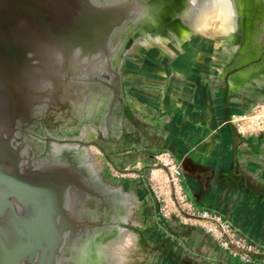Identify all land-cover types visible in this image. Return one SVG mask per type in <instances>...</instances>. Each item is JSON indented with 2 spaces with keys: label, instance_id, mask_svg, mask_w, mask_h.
Returning <instances> with one entry per match:
<instances>
[{
  "label": "water",
  "instance_id": "water-1",
  "mask_svg": "<svg viewBox=\"0 0 264 264\" xmlns=\"http://www.w3.org/2000/svg\"><path fill=\"white\" fill-rule=\"evenodd\" d=\"M131 2L0 0V210L6 194L23 205L36 202L37 214L22 217L8 207L5 223L0 215V237H6L5 246L0 241V264L57 263L56 219L45 215L59 203L51 190L81 182L77 162L90 156L92 145H83L66 159L65 153L78 145L52 144L53 153L35 161L22 156L24 140L15 134L23 125L21 119L30 122L42 107L47 116L63 118L58 107L65 104L67 115L73 116L91 93L100 90L99 80L92 76L112 69L110 39L130 18ZM112 75L111 81H102L101 91H112L113 105L121 114L120 78L114 70ZM61 149L64 154L59 156ZM33 162L38 170L29 167ZM34 180L47 183L36 185ZM62 222L72 227L74 219Z\"/></svg>",
  "mask_w": 264,
  "mask_h": 264
},
{
  "label": "flooded vegetation",
  "instance_id": "flooded-vegetation-1",
  "mask_svg": "<svg viewBox=\"0 0 264 264\" xmlns=\"http://www.w3.org/2000/svg\"><path fill=\"white\" fill-rule=\"evenodd\" d=\"M131 1L130 18L125 21L122 29L114 31L110 39L114 45L110 59L112 69L105 70L103 75L106 78L102 74L92 76L99 80L100 90L91 93L83 102L80 111L76 112L78 109H75L76 114L73 116L67 115L68 110L65 104H62L58 109L64 114L63 118L47 116L42 107V110L32 115L30 122L27 118L21 119L23 125L18 127L15 135L24 140L22 156L26 159L38 161L48 157L53 153L52 144L78 145L76 149L65 153L66 159H71L83 145L102 148V143L105 142L101 137L100 128L103 125L108 126L106 122L108 115H117L112 91L110 92L108 87H105L107 90L105 93L101 91L104 87L102 81L112 80V70L119 74L122 101L118 105L122 108L120 115L124 118L127 117V111L123 106V86H128L124 77L125 72L134 67L157 71L156 69L164 70L173 65L178 66L181 57L179 55L182 54L186 60L184 65L208 74L214 86H264V0H231L233 18L228 32L213 35L212 41L218 40L221 42L220 45L218 48L212 47L208 52H203L200 60H197L198 47L193 50V45L197 44L199 38L210 41L209 36L191 31L181 36L179 44L173 42L172 36L182 32L184 23L193 18L203 0ZM185 41H190V47H185L184 52L180 53L181 48L177 45ZM164 46L175 52L171 53L168 62L164 51L167 48L161 49ZM262 94L264 88L255 89L250 100L254 101ZM103 113L108 115L105 117ZM90 123L98 125L92 129L87 126ZM92 133H95L94 137H91ZM57 154L60 156L64 152L61 149ZM81 158L78 159L77 165L84 178L81 182L76 180L73 187L51 190L59 203L55 209L45 214L56 219L55 241L60 255L56 264H80L83 258L89 260L88 264H94L90 260L91 247L124 231L132 233L140 248L145 250L143 245L146 240L145 232L136 228L130 220L131 197L99 172L91 162L90 156L84 161ZM29 167L32 170L39 169L34 162ZM20 171L22 172V169ZM34 183L45 184L47 180H34ZM4 196L0 210L4 223L8 207L18 216L37 215L33 211L36 202L23 205L15 199L8 200L6 194ZM69 217L74 219L72 227L68 222H62V218ZM2 229L1 232L5 233V227ZM0 241L2 246L6 245L5 235H1Z\"/></svg>",
  "mask_w": 264,
  "mask_h": 264
},
{
  "label": "crops",
  "instance_id": "crops-1",
  "mask_svg": "<svg viewBox=\"0 0 264 264\" xmlns=\"http://www.w3.org/2000/svg\"><path fill=\"white\" fill-rule=\"evenodd\" d=\"M166 50L168 62L172 54ZM178 63L164 70L134 67L125 72L123 106L129 116L103 113L108 115V126L100 128L105 154L118 167L136 158L147 166L155 152L170 151L195 207L222 217L239 235L264 246V133L243 136L230 122L232 115L247 113L264 98L250 100L264 86H214L208 74L184 65V54ZM167 233L171 239L161 264H244L197 229L181 232L191 251L175 242L178 232Z\"/></svg>",
  "mask_w": 264,
  "mask_h": 264
},
{
  "label": "rangeland",
  "instance_id": "rangeland-1",
  "mask_svg": "<svg viewBox=\"0 0 264 264\" xmlns=\"http://www.w3.org/2000/svg\"><path fill=\"white\" fill-rule=\"evenodd\" d=\"M209 37L211 38L210 41H203L199 38L197 44L193 45V50L198 47L199 56L203 52H208L212 47L218 48L220 45V41H212L213 36ZM165 47L169 55L172 52L175 53L168 46L161 49L163 50ZM177 47L181 48L180 53H183L185 47H190V41L182 42ZM94 136L95 133H92L91 137ZM103 145L106 144L102 143ZM90 150V160L97 170L108 177L114 185L119 183L124 185L123 190L128 192L132 201L129 209L132 212L130 220L136 228L145 232L146 240L143 242L145 250L140 248L141 246L138 245L135 238L133 247L128 252V260H130L128 264H161L159 262L162 261L163 250L169 245L168 241L171 239L167 232L171 230L179 233L175 242L189 251H191L189 246L182 241L181 232L184 233L185 229H197L203 232L219 247L217 243L219 237L207 231V227L211 225V220L201 217L204 212L211 213L207 210L196 209L194 206H188L185 200L181 201L179 198L175 200V191L166 181L167 170H161L159 165H154L156 152L147 166H141L136 158L118 167L105 154L107 149L92 146ZM182 192V197L185 198L187 194L183 184ZM193 214L198 215V217L193 216Z\"/></svg>",
  "mask_w": 264,
  "mask_h": 264
},
{
  "label": "built area",
  "instance_id": "built-area-1",
  "mask_svg": "<svg viewBox=\"0 0 264 264\" xmlns=\"http://www.w3.org/2000/svg\"><path fill=\"white\" fill-rule=\"evenodd\" d=\"M235 118H242L243 120L235 122ZM230 122L237 132L243 136H256L264 133V98L256 101L247 113L232 115ZM154 163L155 166L159 165L161 170H167L166 181L175 191V200L178 198L181 201L185 200L188 206L196 208L191 200L188 201L187 196L182 197V169L174 155L166 150L157 151L154 154ZM210 213L212 215L204 212L201 217L211 220V225L207 227V231L219 237L217 243L222 250L244 264H255L256 262L264 264V246L248 241L239 235L228 221L212 212Z\"/></svg>",
  "mask_w": 264,
  "mask_h": 264
},
{
  "label": "bare ground",
  "instance_id": "bare-ground-1",
  "mask_svg": "<svg viewBox=\"0 0 264 264\" xmlns=\"http://www.w3.org/2000/svg\"><path fill=\"white\" fill-rule=\"evenodd\" d=\"M232 14L231 0H203L197 13L184 23L182 32L173 35L172 40L179 44L181 36L187 35L191 31L209 36L227 33L233 18ZM234 120L240 122L243 119L235 118ZM97 125V123H90L87 126L95 129ZM134 240L135 236L125 231L105 238L91 247L90 260L94 264H128L130 262L128 252L133 247ZM88 262L87 258H83L80 264H88Z\"/></svg>",
  "mask_w": 264,
  "mask_h": 264
},
{
  "label": "trees",
  "instance_id": "trees-1",
  "mask_svg": "<svg viewBox=\"0 0 264 264\" xmlns=\"http://www.w3.org/2000/svg\"><path fill=\"white\" fill-rule=\"evenodd\" d=\"M127 115L129 116V113H127Z\"/></svg>",
  "mask_w": 264,
  "mask_h": 264
}]
</instances>
